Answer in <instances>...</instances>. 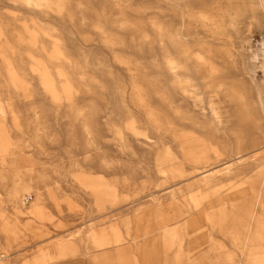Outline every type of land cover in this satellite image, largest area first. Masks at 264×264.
<instances>
[{
    "label": "rangeland",
    "instance_id": "rangeland-1",
    "mask_svg": "<svg viewBox=\"0 0 264 264\" xmlns=\"http://www.w3.org/2000/svg\"><path fill=\"white\" fill-rule=\"evenodd\" d=\"M2 253L264 264V0H0Z\"/></svg>",
    "mask_w": 264,
    "mask_h": 264
},
{
    "label": "built area",
    "instance_id": "built-area-1",
    "mask_svg": "<svg viewBox=\"0 0 264 264\" xmlns=\"http://www.w3.org/2000/svg\"><path fill=\"white\" fill-rule=\"evenodd\" d=\"M25 200H26V202H28L27 199H25ZM4 253H5V252H4ZM4 253H2L3 255H2L1 258H0V264H4V262H6V260H7V258H8L7 254L5 255Z\"/></svg>",
    "mask_w": 264,
    "mask_h": 264
}]
</instances>
